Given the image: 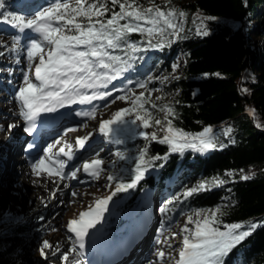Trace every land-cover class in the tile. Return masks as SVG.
Masks as SVG:
<instances>
[{"label":"snow or ice","instance_id":"6c2138e0","mask_svg":"<svg viewBox=\"0 0 264 264\" xmlns=\"http://www.w3.org/2000/svg\"><path fill=\"white\" fill-rule=\"evenodd\" d=\"M109 4L118 5L119 11H111ZM5 9V0H0V21L12 26L19 33L31 31L39 35V39H31L26 48V59L29 61V68H34L33 75L30 77L25 72L23 84L16 92V98L21 104L19 116L26 122L25 132L30 133L34 130L35 122L42 113L55 112L57 108L70 104L91 105L96 100H105L112 96L113 92H123L124 94L117 95L115 100H128L130 107L117 110L110 119L101 120L99 123L98 131L110 140L113 139L111 133L120 129L132 132L133 135H139L149 142L159 140L160 143L169 145L170 152H182L186 148L204 152L218 147L215 138L211 135L213 131L211 127H206L203 132L196 134L175 128L172 119H169L170 116L175 118L174 109L169 105L158 106L156 103H150L151 109L159 107V110L164 113L166 124L160 128V131L164 132L163 137H158L156 132L149 133L143 130L135 132L134 128L148 129L154 126L151 123L153 119L151 111L145 107V104L149 103L145 98V93L141 92L136 95L127 87L117 89L115 85L110 91H101V89H108L109 84L123 76L131 67V62L135 59L134 54L141 51L137 44L127 42L130 34L139 32L146 34L149 38L156 37L158 42L153 44L149 39L148 46L161 48L164 46L162 42H159L162 38L168 35L180 38V33L184 30L182 18L185 17V12L177 11L175 8L165 10L154 4L143 8L136 3V0H131V2L129 0H74V3L72 0H63V2L55 0L48 7L37 11L32 17H25ZM110 11L111 15L105 18ZM208 19H215V17H208ZM197 33L203 36L208 35L203 28L197 29ZM168 42L171 43V41ZM0 46L4 45L0 44ZM122 46L126 49L124 55L114 54V50L121 49ZM18 47L19 37H13L10 50L16 51ZM3 54L0 52V56ZM37 58L38 62H35ZM176 67L178 65H173L174 69ZM128 83L131 84L132 81ZM136 85L146 89V83L137 81ZM147 91L150 96L151 90ZM241 91L247 92L248 89L242 88ZM160 99L161 97H157V100ZM115 100L112 102L115 103ZM248 111L250 115L255 116L254 109ZM141 112L144 114L142 115ZM76 115L95 119L96 111L93 108L90 111L77 112ZM127 117L134 118L128 119ZM154 124L160 126L162 121L156 119ZM256 126L261 127L259 123ZM14 127H16L15 124L7 126L9 131ZM231 132L232 129L229 127L224 131V135L228 136ZM91 136L92 133L78 137L76 145L82 148ZM113 142L120 144L123 141L117 138ZM56 143L59 144L60 141ZM53 147V145H48L44 150L45 156L31 164L32 173L36 177L46 174L49 178L58 177L60 180L76 179L80 169L66 174L64 172L66 161L54 160L53 155L50 154ZM66 147L67 150L65 147H60L55 155L63 154L71 159L73 146L69 144ZM147 151L145 147L135 157L134 175L131 182L116 184L115 191L110 195L95 200L94 205H89L86 210L78 214V218L67 222V230L74 234L76 243L68 252L60 256L62 264H67L69 253L76 252L77 246L79 249L85 247L84 239L89 229L99 223L112 196L116 192L134 188L136 183L143 178L147 168L151 166V161L166 158V156L148 157ZM114 155L118 160L128 159L127 155L119 150ZM102 166L103 161L94 158L91 161H85L82 170L98 178ZM227 175L231 176L232 173L229 172ZM107 179L112 181L116 177L109 175ZM241 179L248 180L250 176L244 175ZM209 183L218 186L225 181L213 178L211 182H201L196 187L185 190L182 195L187 198L197 192L205 191ZM72 195L75 196L76 193ZM52 196H55L54 192ZM179 198V196L175 197L176 200ZM219 211V209L213 210L210 216L204 215L203 219H199L201 212L197 211L195 215L198 219L195 221L192 216L187 217V222L180 229L184 233L183 246L179 251L176 264H221V258L249 237L258 227L256 223H249L247 226L242 223H229L225 224L221 230L219 227L221 221L217 215ZM160 212L167 214L169 212L167 205L161 207ZM189 223H194L195 228L190 229ZM172 235L178 234L172 233ZM52 247L53 245L47 240L43 241L39 247L40 255L45 260L48 258L46 250ZM59 251L57 247L56 252ZM56 252H53V255ZM157 256L163 258L165 252L158 251ZM75 264H79V261L77 260Z\"/></svg>","mask_w":264,"mask_h":264},{"label":"trees","instance_id":"16d2710c","mask_svg":"<svg viewBox=\"0 0 264 264\" xmlns=\"http://www.w3.org/2000/svg\"><path fill=\"white\" fill-rule=\"evenodd\" d=\"M173 1L136 0V3L147 8L144 5L153 2L167 10L173 8ZM183 6L184 30L173 43L168 42L171 37L168 35L159 41L163 47H149L148 40L156 44L158 38L139 32L130 34L127 39L133 37L139 41L141 49L159 53L164 62L176 49L182 50L184 75L168 85L173 98L167 104L175 113V118L170 116L169 119L175 128L192 134L211 127L218 147L204 152L192 148L170 152L169 145L159 140L149 142L127 132L124 141H138L147 147L148 157L166 158L151 161L126 208L134 203L132 199L142 188H171L165 180L175 179L173 188L180 191L177 195L180 198H174L172 210L176 206L180 209L218 207L221 230L229 223L258 225L249 237L221 258V264H264V49H252L250 42L252 32L264 37V0H189ZM108 7L119 9L118 5ZM253 20L257 21L255 27L250 24ZM199 28L208 35H199ZM119 50L126 51L123 47ZM246 70L253 74L243 80L242 73ZM242 88L248 91L242 92ZM249 109L255 110V116L250 115ZM257 123L261 127H257ZM229 127L232 132L225 136L224 131ZM154 170H157V178L152 174ZM229 172L231 176L227 175ZM244 175L250 179H241ZM213 178L225 183L218 186L209 183L207 190L183 197L185 190L201 182H211ZM19 235L13 228L0 234V264H11L9 245L15 243Z\"/></svg>","mask_w":264,"mask_h":264},{"label":"rangeland","instance_id":"374dc122","mask_svg":"<svg viewBox=\"0 0 264 264\" xmlns=\"http://www.w3.org/2000/svg\"><path fill=\"white\" fill-rule=\"evenodd\" d=\"M188 1L189 0H174L172 2V6L177 11L184 12L183 5ZM53 2H55V0H5V10L11 11L15 14L24 15L25 17H32L37 11L48 7ZM61 2H63V0H61ZM72 2L74 3V0H72ZM153 4V2H150L144 6L150 7ZM111 11H119V9H111ZM111 11L106 14L105 18L111 15ZM121 23H124V21H121ZM250 24L251 26L255 27L257 25V21L253 20ZM248 27L249 26H247L246 28ZM13 37H19V47L16 51L10 50L11 44L13 42ZM31 39H39V35L31 31L19 33L18 30L14 29L12 26L0 21V44L4 45L0 46V52L4 53L2 56H0V131L2 129L5 130L3 139L6 143L10 136L14 135V133L16 134L17 130L23 135L27 133L24 131V127H26V123L24 122V120L20 122L17 129L14 127L10 131L7 128L6 121L8 119L7 117L9 116H11L12 119H17L20 117L18 114L11 115L12 108L15 104L19 109L21 107L20 101L16 98V92L23 84L24 73L27 72L30 77H32L33 75L34 68H29V61L26 59V48ZM175 39V37L171 36L169 38V41L173 43ZM127 42L135 43L137 45L139 44V41L134 39L133 37L127 39ZM250 42L252 44V49H264L263 36L252 32L250 34ZM114 54L121 56L124 55V53L119 49L114 50ZM134 55L135 59L131 62V67L123 74V76L113 81L112 84H109L108 89H101V91H110L113 85H115L117 89H124L125 87H127L135 92L136 95H139L141 92L145 93L146 89L151 90V95L149 96L147 91V96H145V98L149 101V103L145 104V107L149 108L151 111V115L153 118L151 123L154 126L148 129L135 128V132H139L142 130L149 133L156 132L158 137H162L164 135V132L160 131V128L165 125L164 113L159 110V107L151 109L150 103H156L158 106H163L168 105L167 103L171 102L173 93L170 89H168V85L174 82L180 76L184 75V54L182 53V50L176 49L167 62H164V58L162 55L146 48H142L141 51L135 53ZM35 62H38V58ZM173 65H178V67L174 69ZM132 70L137 72L136 78L131 76L132 74L130 73H132ZM252 74L253 73L249 70L244 71L242 73L243 80L251 78ZM149 77H151L152 79L149 80ZM128 81H132V83L129 84ZM137 81L146 83V89L137 87ZM123 94V92H113V95L107 97L105 100H96L91 105L83 104V107H79L78 105L80 104L77 103V106H75L77 108L69 112V116L66 117L64 123L59 128H57L55 134L50 138H47V140L45 141V143L47 142V145L49 144L54 146L50 153L53 155L54 160L61 158L59 160L66 161L64 167V172L66 174H70L72 171L80 169V171L77 172L76 179H66V186H62L60 184V189L58 190L59 194L54 202H52L51 204L49 202H46L38 205H33L31 206V208L24 211H17L16 209L9 206L1 207L0 205V234L3 232H9V230L12 228L20 234L15 243L11 245L8 244L9 246H11V252L10 255H8L10 257L9 259L11 260V264H62L59 256L48 257L45 260L43 257H41V255L36 258V255L41 243L45 240H48L49 230H51V232L60 231L64 234L66 233V235L67 233H70L66 227V222H68L66 220L68 217V210L70 209L69 199H72V197L74 196L72 195V188L76 186H90L92 188L91 193L93 199L92 197H90L88 203L91 202L90 205H94L95 200L103 198V196H105V194L107 193L108 196L113 191H115L116 184L121 182H131V179L134 175L133 170L135 168V157L139 155L140 150L143 149L144 146L138 141H124L128 133L120 129H117L116 131L111 133V136L113 138L112 140H110L106 136L104 138L102 137L103 134L98 131L99 125L97 124V122L99 120L98 118H96V116L95 119H93L90 117L87 118L84 116L76 115L77 112L90 111V107L98 105L97 107H94L96 108V115L98 113H102V116H109L107 119H110L113 113H115L117 110L130 107V101L128 100H115V97L117 95ZM157 97H161V99L157 100ZM113 100H115V103L112 102ZM141 114L143 115L144 113L141 112ZM127 118L131 119L134 117ZM88 119H92L90 126L87 123ZM156 119H160L162 121V124L160 126H155L154 121ZM74 126H77L78 129H74ZM88 126L90 127V129ZM113 127L117 128V126ZM61 131H67L69 132V134L68 136L63 137L60 143L57 144V138ZM87 132L88 134L92 133L91 137L93 138L101 137L96 145L87 150L86 145L89 143L88 139L86 141V144H84L83 150L79 154L75 153L71 159L63 156V154H60L58 156L55 155L56 153H58L60 147H65V149L67 150L66 146L69 144L73 146V152H75V137L77 138V136H87ZM117 138L123 140V142L120 144L114 143L113 140ZM21 142L18 146V149H16V152L14 153L16 166L18 167L25 164L24 160H22L24 155H22L21 153V146L23 144ZM1 144L2 143L0 142V157L5 153L3 151L4 145L1 147ZM118 150L124 152L127 155L128 159L118 160V158L114 155V153ZM97 154L98 157H100L103 161V166L100 170L99 177L97 178L91 175L89 176L87 173L83 174L81 172V164L83 165L85 161H91L93 156H97ZM44 156L45 152L44 148H42L35 156L25 157L24 159L31 166L34 161ZM29 174L31 176H34L32 172H29ZM152 174L155 178H157V170H154ZM109 175L115 176L116 179L109 181L107 179ZM144 175L145 174H143V176ZM15 176H17V173H15L13 177ZM0 180L2 183H5L4 175L0 176ZM9 184H14V181H7L5 184L6 187L10 186ZM98 188L101 190H99ZM132 189L133 188H129L125 191L116 192V194L112 196L111 201H113V203L117 206L107 210L104 226L95 229V231L100 230V233L96 234L95 231H92L95 232L93 236L94 238L91 240L93 248L97 243L103 241L104 238L106 240L109 238V236L106 234L109 230L108 226L113 223L116 218L117 220H119L120 217H123L124 219H127L126 223L128 224L125 233H121L117 238L110 240V243L106 242V246H104L101 250L102 252H112L115 249V244L113 243H116L118 241L124 242V240H126V238H128L130 235L132 236L136 234L135 232H138L140 230V226L144 222V226L142 227H144V229L146 230L148 229L151 234L159 238V240L166 245V248L162 251L165 252V256L169 257V261L162 259L163 261H152L149 264H171L177 251H180L183 246L182 238L184 233H182L180 229L187 222V217L192 216L193 221H195L196 219H198V217H196L195 215L197 211L201 212V216L199 217V219H203L204 215L210 216L211 211L216 209L220 210L217 215H219V213L221 212V209L218 207L206 209L189 207L180 209L176 206L175 210H172L171 207L174 203V198L180 193V191H164L161 189H157L156 187L146 186L141 189L139 195L137 196L138 203L137 205H135V207H133L129 212L125 214L118 213L116 209H118L120 207V204L123 203L122 200L125 195H127V198L132 195ZM165 205H167V207L169 208V212L167 214L160 212L161 207H164ZM110 219L111 221H109ZM188 227L190 229H194L195 224L189 223ZM21 228L23 230H21ZM19 229L21 230L20 232ZM172 233H177L178 235L173 236ZM10 235H12V232L10 233ZM71 240L72 241L69 244L68 250L72 247L73 244L76 243L75 238H72ZM144 240L146 241V236ZM76 252L81 255L83 263L88 264L87 259H85V255L82 256V253H80V249L78 247Z\"/></svg>","mask_w":264,"mask_h":264},{"label":"bare ground","instance_id":"6f19581e","mask_svg":"<svg viewBox=\"0 0 264 264\" xmlns=\"http://www.w3.org/2000/svg\"><path fill=\"white\" fill-rule=\"evenodd\" d=\"M70 106L73 107L72 110L77 108L75 107L77 106L75 104L66 105L65 107H70ZM78 106L83 107V105H78ZM97 106L98 105L90 107V110ZM12 114L19 115V108L16 104L12 108L11 115ZM57 116H58V112L56 111L51 112V113H44L43 116L40 115V118L36 120L38 123H40V119H43L45 117L48 118V121L41 123L42 124L41 131L36 136V143L38 144V151L41 150L42 148H44L45 150L48 147L49 144L47 145L46 144L47 142L45 143V141L47 140V138H50L51 136L55 134V131H57V128H59L64 123V120L67 117L66 116L63 119H61V118H57ZM68 116H69V112H68ZM108 117L109 116H106V115L102 116V113H98L96 115V118H98L99 120L97 124L99 125L101 120H106ZM7 118H8L6 121L7 126L9 124H15L16 129L19 126L20 122L23 120L22 117H19L17 119H12L11 116H9ZM91 121L92 119L87 120V123L89 126L91 125L90 124ZM73 128L76 129L77 126H74ZM4 132L5 130L3 129L0 131V142L2 143L1 147L4 145L3 151L5 152L4 155L0 157V176L4 175L5 177V183H2L0 180V205L1 207L9 206L11 208L16 209L17 211H24L26 209L31 208V206L33 205H38V204L46 203V202H49L51 204L52 202H54L56 197H58V194H59L58 190L60 189V184L62 186L67 185L65 181L66 179L60 180L58 177L49 178L47 175L36 177L33 173L32 174L34 176H31L29 174V172H32L31 166L27 163L25 159H24L25 164L19 167L16 166V159L14 157V153L16 152V149H18L20 142L24 138L26 139V134L23 135L21 134V132L17 130L16 134L14 133V135L10 136L6 143L4 142V139H3ZM68 134L69 132L67 131L66 132L61 131L57 138V141H61L63 137L68 136ZM86 134H88V132ZM78 137L80 136H77V138ZM102 137L105 138V135H102ZM100 139L101 137L100 138L90 137L89 143L86 145L87 150L90 149L92 146L96 145ZM76 147L77 145L75 144V148ZM75 153L79 154L80 152L75 151L73 152V155ZM94 158L101 159L98 156H93L92 159ZM15 173H17V176L13 177ZM10 180L14 181V184H9L10 186L6 187L5 185L6 182ZM72 191L73 193H76V195L73 196L72 199L71 198L69 199L70 209L68 210V217L66 221H69L74 218H78V214L81 211L86 210L87 207L91 203V202L88 203L89 198L92 197V193H91L92 188L90 186H76L72 188ZM53 192L55 193L54 197L52 196ZM107 194H105V196L103 197H106ZM96 198H99V197H96ZM107 206H108L107 208L108 210V209H112L116 207L117 205H115L113 201L110 200ZM107 210L104 212V215L100 217L99 223H97L94 228L89 229L88 235L84 239V243L87 245L86 248L88 250V255L96 253L95 258L97 259L98 264H149L152 261H160L162 259L169 261L168 256H164L163 258H160L157 256V252L164 250L166 248V245L163 244L159 240V238L151 234V232L148 231V229L146 230L144 229V227H142L144 226V222L140 226L141 227L140 230L138 232H135L136 234L132 236L130 235L128 238H126V240L120 246H118L115 250H113L111 253L97 252L98 249L96 247L94 248L92 247L91 240L94 238L93 236L95 232L96 234L100 233L99 232L100 230L95 231V229L101 228L102 226H104L105 218H106L105 215H106ZM92 231H95V232H92ZM48 235H49V238L47 241H49V243L52 244L53 247L51 249L46 250L47 257H55V256L60 257L64 252H68L69 244L72 241L71 239L75 238L73 233L72 234L67 233L66 235V233L64 234L63 232H60V231L51 232V230H49ZM145 236H146V241L144 240ZM157 241H160V243H157ZM57 247H59L60 249L59 252H56ZM53 252H56V254L53 255ZM178 253H179V250L174 256L173 262L171 264H175L177 260L179 259ZM83 255L85 254L82 253V256ZM38 256H40L39 248L37 250L36 258H38ZM77 260L79 261V264H84L83 260L81 259V255H79L77 252L69 253V259L67 261V264H75ZM87 262L88 264L89 263L92 264L90 260H87Z\"/></svg>","mask_w":264,"mask_h":264}]
</instances>
